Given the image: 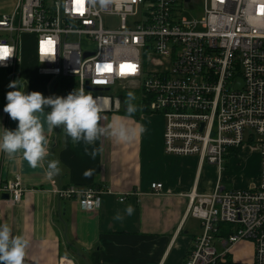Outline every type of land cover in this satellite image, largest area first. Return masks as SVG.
<instances>
[{"label":"built area","instance_id":"obj_1","mask_svg":"<svg viewBox=\"0 0 264 264\" xmlns=\"http://www.w3.org/2000/svg\"><path fill=\"white\" fill-rule=\"evenodd\" d=\"M202 2V16L189 18L183 13L194 0H17L0 16V69L19 77L21 38L35 35L37 74L75 79L76 89L100 98L101 112L121 107L113 90H138L141 109L165 119L167 155L197 157L220 176L230 152L258 151L260 173L249 188L228 190L219 177L211 195H189V215L202 231L183 264H220L241 242L252 244L253 264H264V0ZM106 17L118 26L105 25ZM5 193L12 204L23 201L19 176L0 182ZM53 193L97 211L113 192L68 186Z\"/></svg>","mask_w":264,"mask_h":264},{"label":"crops","instance_id":"obj_2","mask_svg":"<svg viewBox=\"0 0 264 264\" xmlns=\"http://www.w3.org/2000/svg\"><path fill=\"white\" fill-rule=\"evenodd\" d=\"M36 69L37 64L19 65L17 79L22 90L57 96V80L39 76ZM3 109L0 107V134L4 128L15 130L18 124ZM139 109L138 116L121 113V107L100 113L102 126L123 122L135 129V135L128 141L100 137L88 146L89 152L96 150L95 158L85 154L83 142L74 144L62 126L49 131L47 125L49 155L41 167L31 168L20 153L9 159L0 152V182L19 176L25 190L20 204L0 196V224L7 223L13 235H23L29 242L24 264L185 262L202 231L201 222L189 215V195L194 191L211 195L218 170L201 165L197 157L167 155L164 118ZM57 159L61 172L48 177L47 162ZM155 183L163 185L162 192H152ZM68 186L103 187L113 193L103 196L99 210L88 211L77 201L62 200L53 193L54 188ZM122 195L127 196L124 202L119 201ZM117 215L122 218L116 219ZM233 250L249 257L239 258L243 263L234 262L231 253L220 264H253L251 243L241 242Z\"/></svg>","mask_w":264,"mask_h":264},{"label":"clouds","instance_id":"obj_3","mask_svg":"<svg viewBox=\"0 0 264 264\" xmlns=\"http://www.w3.org/2000/svg\"><path fill=\"white\" fill-rule=\"evenodd\" d=\"M8 87L14 90L6 93L7 103L3 111L13 121H18V124L15 130L4 128L0 134V152L9 159H15L16 154L20 153L33 169L41 167L49 155L45 125L49 131L62 126L72 142H83L85 154L93 158L96 150L89 152L88 146L93 145L100 137L110 136L118 141H128L135 135V129L123 122L102 126L101 107L98 103L100 98L87 93L83 88L75 89L66 97H45L38 91H23L19 81L11 82ZM136 99L132 92L125 97L124 104L129 115L139 110ZM46 108L50 111L45 112ZM60 172L58 159L47 162L48 177H54ZM127 212H132L130 205ZM121 218L116 216V219ZM28 243L23 235H13V230L7 223L0 224V264H24Z\"/></svg>","mask_w":264,"mask_h":264},{"label":"rangeland","instance_id":"obj_4","mask_svg":"<svg viewBox=\"0 0 264 264\" xmlns=\"http://www.w3.org/2000/svg\"><path fill=\"white\" fill-rule=\"evenodd\" d=\"M197 2L194 9L186 10L183 14L189 18H199L203 14V2L202 0H194ZM17 0H0V16L11 14L16 6ZM105 25L114 28L118 26V20L112 18H104ZM36 36L35 35H23L21 38V49L19 59L21 61L20 67L23 64H36L34 61V50H35ZM18 81L14 79L13 73L10 70L0 69V107L5 106L7 103L6 93L12 91L8 85ZM129 92H132L137 97L135 103L140 107L142 106L143 100L141 99L140 92L137 91H121L119 89L113 90L108 95L112 98H119L121 108L126 109L124 104L125 97ZM57 96L61 97L60 92H57ZM116 105V104H115ZM163 117L162 115H159ZM164 118V117H163ZM165 120V119H164ZM231 155L224 158L223 171L219 176V171L216 172L217 180L221 178V186L228 189H246L251 185L255 184L258 180L261 166V156L259 162V152L253 150V148H241L237 151L230 152ZM218 170V168H217ZM249 257V254H236L233 250L231 254V260L234 259L240 263H243L242 259L239 258ZM248 261V260H247Z\"/></svg>","mask_w":264,"mask_h":264},{"label":"trees","instance_id":"obj_5","mask_svg":"<svg viewBox=\"0 0 264 264\" xmlns=\"http://www.w3.org/2000/svg\"><path fill=\"white\" fill-rule=\"evenodd\" d=\"M75 89H76V81H75V79H72V78H60V79L57 80V91L60 92V94H68V93L74 91ZM139 110L136 113L132 114V116H138L139 115ZM120 112L123 113V114H128L126 109H124V110H122ZM68 248L71 249V251L73 253H76V249H75L74 246L69 245ZM229 264H233V263L230 262Z\"/></svg>","mask_w":264,"mask_h":264},{"label":"water","instance_id":"obj_6","mask_svg":"<svg viewBox=\"0 0 264 264\" xmlns=\"http://www.w3.org/2000/svg\"><path fill=\"white\" fill-rule=\"evenodd\" d=\"M190 1L191 0H185V2H187V3H189ZM87 89L89 91H105V92H109L110 91L109 88H104V89H102V88H93V87H91L89 85H87ZM2 198L5 199V200H8V199H10V195L5 193V194L2 195Z\"/></svg>","mask_w":264,"mask_h":264},{"label":"bare ground","instance_id":"obj_7","mask_svg":"<svg viewBox=\"0 0 264 264\" xmlns=\"http://www.w3.org/2000/svg\"><path fill=\"white\" fill-rule=\"evenodd\" d=\"M104 106L103 108H109V100H104Z\"/></svg>","mask_w":264,"mask_h":264}]
</instances>
